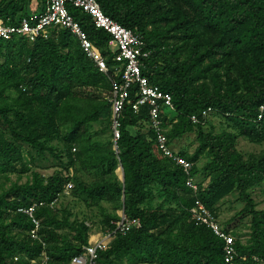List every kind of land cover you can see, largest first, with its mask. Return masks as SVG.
<instances>
[{"label":"trees","instance_id":"trees-1","mask_svg":"<svg viewBox=\"0 0 264 264\" xmlns=\"http://www.w3.org/2000/svg\"><path fill=\"white\" fill-rule=\"evenodd\" d=\"M97 1L107 16L143 38L150 56L142 74L173 100L172 108L161 110L169 144L196 135L194 153L184 149L179 155L193 163L192 176L203 173L208 184H198L197 193L189 189L184 170L159 151L151 107L133 109L138 85L125 99L120 137L114 140L112 98L122 75L108 49L112 38L69 5L75 22L105 56L107 74L69 30L52 29L49 39L35 42L0 40V264H29L44 252L53 264H69L82 254L93 230L90 218L57 209L70 182V195L98 210L103 234L116 230L120 212L141 223L113 237L100 253L101 264H225L223 241L197 225L192 210L201 202L219 219L216 207L235 193L245 206L224 231L236 235L249 221L247 244L236 239L239 263L264 264V210L251 196L264 185V0ZM32 3L0 0V18L12 26L33 21L45 11L46 0H37L35 11ZM213 115L225 125L218 133L206 130ZM104 124V130L94 131ZM107 130L108 140L102 137ZM239 139L262 151L243 154ZM32 151L61 162L65 157V170L49 177L31 172ZM121 168L124 181L117 174ZM71 170L94 180L82 181ZM17 172L31 176L23 184L21 176L12 182ZM32 207L41 225L39 240L31 234L32 218L19 212Z\"/></svg>","mask_w":264,"mask_h":264},{"label":"built area","instance_id":"built-area-1","mask_svg":"<svg viewBox=\"0 0 264 264\" xmlns=\"http://www.w3.org/2000/svg\"><path fill=\"white\" fill-rule=\"evenodd\" d=\"M69 5L82 10L90 16L95 27L106 31L112 38L108 49L114 55V61L119 63L120 70L118 72L122 75V84L120 86L114 85L112 98L114 140L117 141L120 137L118 120L125 99L129 95V90L134 85H138L140 98L133 109L138 112L142 106L151 107V127L156 132L159 151L184 170L188 177L187 187L197 193L199 186L196 179L192 176L193 163L181 157L179 152L169 144L166 132L162 128L161 110L163 108H172V96L162 92L159 88L151 86L149 80L142 74L143 60L150 56V53L145 51L143 38L107 16L97 0H46L45 11L41 15L36 16L33 21L23 19L18 26L9 25L0 18V40L11 41L15 37H25L31 42H35L40 38L49 39L52 29L69 30L77 36L82 50L92 60L96 68L100 72L107 74L109 69L105 56L94 46L80 24L75 22L68 10ZM261 110L264 112V107ZM192 120L194 123H198L196 117H193ZM73 188V183H68L64 195H70ZM59 197L51 204V207H55L63 196ZM19 212L25 213L32 218L35 229L31 234L33 239L39 240L38 232L41 225L40 221L35 218V207L28 210L20 209ZM192 215L197 225L209 228L216 237L223 241L225 264H240V255L236 249V237L232 233L224 231L215 212L198 202L192 210ZM120 217V221L116 223L115 231L106 234L102 233L97 240L89 241V245L84 247L82 254L74 257L69 264H101L99 261L100 253L109 249L113 237L118 232L126 233L134 227H141L139 220L130 219L123 212H121ZM254 261L260 263L257 258H254ZM29 264L53 263L47 253L44 252L40 258L30 260Z\"/></svg>","mask_w":264,"mask_h":264},{"label":"rangeland","instance_id":"rangeland-1","mask_svg":"<svg viewBox=\"0 0 264 264\" xmlns=\"http://www.w3.org/2000/svg\"><path fill=\"white\" fill-rule=\"evenodd\" d=\"M37 0H33L32 3V10L37 9ZM4 63V58L0 56V65ZM210 124L206 126V130L210 131V128H214L215 132H220L225 127L223 124V120L220 117L217 116H211L210 117ZM103 127V128H102ZM106 128L105 124L103 126H96L94 128V131L104 130ZM104 139L108 140L111 137V131L103 132ZM196 135H190L186 138H184L181 141H177L174 143V149L178 152L184 149H188V151L192 154L194 153L195 149L197 148V143L195 142ZM55 146L61 145L58 142L54 143ZM238 149L243 154L247 155L250 153H260L262 151V147L256 146L251 144L245 139H239L238 141ZM62 148V146H60ZM33 156L36 158L34 164H30L29 157L27 154H25V158L28 164H30V171L31 172H38L44 177H49L53 175L55 172H61L64 171V166L67 163V159L64 157L63 162L59 161L55 157H53L51 154L47 153L45 157H37L36 152L32 151ZM205 165V160H203L199 168L202 169ZM18 170H21V167L18 168ZM117 174L119 178H122L121 169H118ZM70 175L74 177L80 178L82 181L85 182H92L94 179L93 176H90L88 174L82 173V172H76L71 170ZM22 177L20 180V183H26L28 178L31 176V173L28 174H18V172L11 176L12 182H16L19 177ZM196 182L200 185H207L208 181L205 179V174L201 173L197 176ZM252 198L256 202L257 209L258 210H264V185L262 187H259L257 189H254L251 193ZM245 204L240 202L239 195L237 193L227 197L224 199L220 204L216 207L219 212V223L221 226L225 227L227 225V222L230 221L235 215H237L241 210H243ZM69 208L75 215H77L80 219H82L83 214L88 216L90 220L88 221L89 224H93V230L91 232V237L93 238H100L102 235L101 226L99 225V214L97 209H90L87 206L84 205V203L79 202L78 199L73 195H68L67 198H64L61 200V202L58 204L57 209L61 210L64 208ZM121 214V212L119 213ZM91 224V225H92ZM236 239L240 240L243 244H247L249 241V236L251 233L250 228V222L246 221L243 225H241L236 230ZM90 237V238H91Z\"/></svg>","mask_w":264,"mask_h":264},{"label":"water","instance_id":"water-1","mask_svg":"<svg viewBox=\"0 0 264 264\" xmlns=\"http://www.w3.org/2000/svg\"><path fill=\"white\" fill-rule=\"evenodd\" d=\"M121 173H122V178H121V180L124 181V180H125V176H124V171H123L122 168H121Z\"/></svg>","mask_w":264,"mask_h":264},{"label":"crops","instance_id":"crops-1","mask_svg":"<svg viewBox=\"0 0 264 264\" xmlns=\"http://www.w3.org/2000/svg\"><path fill=\"white\" fill-rule=\"evenodd\" d=\"M172 147L174 148V145H172ZM177 152H178V151H177ZM97 239H98V238L94 239V237H93V238L90 239V241L97 240Z\"/></svg>","mask_w":264,"mask_h":264},{"label":"bare ground","instance_id":"bare-ground-1","mask_svg":"<svg viewBox=\"0 0 264 264\" xmlns=\"http://www.w3.org/2000/svg\"><path fill=\"white\" fill-rule=\"evenodd\" d=\"M94 239H96V238H94Z\"/></svg>","mask_w":264,"mask_h":264}]
</instances>
